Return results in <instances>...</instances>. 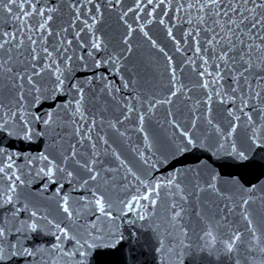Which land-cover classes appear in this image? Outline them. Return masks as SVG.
Listing matches in <instances>:
<instances>
[{"label": "snow or ice", "instance_id": "1", "mask_svg": "<svg viewBox=\"0 0 264 264\" xmlns=\"http://www.w3.org/2000/svg\"><path fill=\"white\" fill-rule=\"evenodd\" d=\"M264 264V0H0V264Z\"/></svg>", "mask_w": 264, "mask_h": 264}]
</instances>
